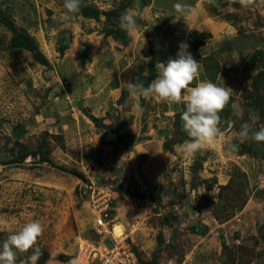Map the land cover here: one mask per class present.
<instances>
[{"label":"rangeland","instance_id":"rangeland-1","mask_svg":"<svg viewBox=\"0 0 264 264\" xmlns=\"http://www.w3.org/2000/svg\"><path fill=\"white\" fill-rule=\"evenodd\" d=\"M198 2L82 0L99 13V19L76 13L66 20L64 0H0V245L24 223L38 219L44 225L38 240L44 256L37 264H86L76 257L79 246L89 239L98 240L93 228L84 231L92 220L83 183L78 190L79 182L86 184L82 171L88 163L79 158L62 161L58 156L64 150L62 139L52 134V126L67 121V107L78 106L70 104L75 96L80 100L87 91L89 101L99 98L98 93L108 99V92L118 85L108 83L110 66L104 61L111 54L134 57L138 64L134 72L144 65L148 75L151 67L176 58L189 33L184 20L175 16L195 9ZM256 4L257 0L204 2L209 16L232 21L231 38L222 34L221 41L211 39L208 44L217 51L222 65L218 80L213 82L234 91L243 116L232 110L222 128L225 137L194 157L185 150L175 153L170 180L180 203L173 211L166 210L167 204H158V192L159 200L154 201L148 220L169 242L155 235L156 247L148 260L142 259L143 264H264V142L251 135L264 127L258 105L264 102V1L259 7ZM124 15L133 16L136 28L121 26ZM25 45L36 47L48 65L36 60ZM125 47L129 49L125 51ZM254 53L257 58L249 64ZM196 84L193 81L190 86ZM123 99L124 92L118 102ZM140 102L153 119L158 116L166 126L172 125L164 139L174 145L172 118L164 114L172 103L143 96ZM245 125L248 137L240 135ZM91 151L86 149V155L91 156ZM56 173L58 178L64 177L63 187L46 183V179L56 178ZM90 181L93 185L98 182ZM223 186L229 188L223 190ZM208 197L213 205L205 200ZM88 220L91 224L87 227ZM29 255L31 250L17 252L16 264Z\"/></svg>","mask_w":264,"mask_h":264},{"label":"crops","instance_id":"crops-1","mask_svg":"<svg viewBox=\"0 0 264 264\" xmlns=\"http://www.w3.org/2000/svg\"><path fill=\"white\" fill-rule=\"evenodd\" d=\"M199 1L201 3H196L195 9H190L185 14L175 17H180L184 20L185 27L188 28L189 34L191 32H196L206 36L204 45L198 48L197 54L199 55V59L213 56L219 63L220 72L214 79L217 81L222 72V65L218 59L219 56L217 51L210 48L208 41L211 39L221 41L222 34L227 38H231L233 35V25L230 20H222L208 15V12L204 10L203 6L204 2L209 0ZM263 1L264 0H257L256 5L259 7V5L263 4ZM251 9L253 8L251 7ZM230 12H232V10ZM166 17L167 16H165V18ZM252 21L255 26V21ZM135 24L136 23L129 29L136 28ZM189 34L186 35L185 43H187ZM131 43L133 42L131 41L130 45H132ZM149 44H152L155 49L153 42ZM127 49L129 48H124L125 51H127ZM116 54H111L112 56L104 61L105 65L109 64L110 66V69L106 71L107 75H111L108 83L118 82V85H113L110 92H108V99H104L103 96L98 93L99 98L89 101L85 89L86 96L80 100L75 96L77 99L70 101V104L74 102L75 106L77 103L78 106L76 108L71 107V105L67 107L69 109L66 114L67 121L64 120V124L52 126V131L54 132L52 134L60 136L62 139L63 144L61 148L64 150H61L60 153H58L57 150L58 156H60L62 161H65V158L71 161H73V159L78 160L79 158L80 161L88 163L87 168L82 171L84 172L82 176L85 177L86 184L84 182H79L78 184V190H80V184L83 183L82 190L85 193L84 199L86 205H88L90 201V191L86 186H88V184L90 186L92 184L90 178H94L95 181H98L96 182L98 185L105 186L111 190L110 192L115 207L114 214L116 215V223L114 225L115 233L121 234L122 232H126L131 224H136L137 230L131 234L128 243L135 251L133 252L136 256H138L140 260L138 263L143 264L142 259L148 260L151 251L156 247L153 241L155 235H161L160 239L166 242V244L169 242L168 237H165L163 233H158L156 227L150 224L148 220L152 216V210L155 208L156 203H154V201H157L154 192L155 186L160 185L162 187L158 204L160 203L162 206L167 204L166 210L172 209L171 211H173V209L177 208V203H180L181 198L176 196L177 191H175V185H171L170 179L173 178V175L171 174L170 168L176 159L175 153L185 150V142L172 146L169 145L168 149L165 148L164 136L172 129V125L168 124L166 126L164 123L160 122L158 116L153 119L147 112V107L142 106L140 102V96L142 95H133L128 87L129 82L140 83L147 77L148 73L146 74L144 72V65H140L137 73H135L134 67L138 66L137 62H135V58L129 57V55L125 53L116 58ZM154 61L158 63L159 58L154 59ZM165 63H167V61ZM200 65V80H210L202 64ZM101 66L102 63H100L99 67L101 68ZM158 68L159 66L154 68V74L156 76L159 75ZM214 80L210 81L213 82ZM194 82L198 83V81L195 80ZM87 84H90L89 81ZM122 92L125 93V99H123L122 102H118ZM182 102L183 101L172 103V105L169 106L168 113H164L172 118V122ZM99 105H106V107L94 109V106ZM89 116L98 119L106 127L117 128L118 125H122V128L118 134L112 132L110 129L98 128ZM107 132L115 134L116 139L106 142L105 137ZM118 137L122 138L129 148H126L123 143L117 142ZM89 148L92 149L91 156L86 155L85 152V150ZM57 149H59V147H57ZM92 166L94 170L91 168ZM59 168L58 171H62L61 167ZM58 173H56V178L51 177L50 181L46 179V183L57 188L63 187L64 177L58 178ZM103 181L104 184H101ZM133 185H135V188ZM114 186L116 187L115 190ZM133 194H135V196H133ZM137 195H143L144 197L138 198ZM171 200L175 202L169 203L172 202ZM91 220L92 227L90 226L91 223L89 220L86 222L87 227L90 226L84 230L87 233L92 228L94 230L92 215ZM117 228L120 229L119 232H116ZM155 239L157 240V236Z\"/></svg>","mask_w":264,"mask_h":264},{"label":"clouds","instance_id":"clouds-1","mask_svg":"<svg viewBox=\"0 0 264 264\" xmlns=\"http://www.w3.org/2000/svg\"><path fill=\"white\" fill-rule=\"evenodd\" d=\"M82 0H64L63 7L67 10L64 19H70L71 14L80 11ZM177 8L181 5L177 4ZM121 26L130 28L134 25L131 15H124ZM188 44L181 43L176 58H170L165 63H158L159 75L147 87L143 83L129 82L128 87L133 95L144 98L155 97L164 102H184L181 114L183 129L189 140L185 142L187 155L194 157L198 152L215 145L225 137L221 127V113L230 106L237 114L243 116V109L233 100V90L218 85L210 80H200L201 65L188 51ZM198 81L191 87L193 81ZM187 93V94H183ZM183 94V95H182ZM249 136V128L245 125L240 133ZM257 142H264V127L251 133ZM44 232V225L38 219H32L23 224L19 231L10 233L0 245V264H16L17 252L31 255L22 264H37L41 257L38 240Z\"/></svg>","mask_w":264,"mask_h":264},{"label":"built area","instance_id":"built-area-1","mask_svg":"<svg viewBox=\"0 0 264 264\" xmlns=\"http://www.w3.org/2000/svg\"><path fill=\"white\" fill-rule=\"evenodd\" d=\"M88 190V208L93 217L94 232L98 240L84 241L77 251V259L84 260L87 264H139L134 250L128 243L131 234L137 230L136 224H131L126 232L116 234V215L111 190L97 183L91 184Z\"/></svg>","mask_w":264,"mask_h":264},{"label":"trees","instance_id":"trees-1","mask_svg":"<svg viewBox=\"0 0 264 264\" xmlns=\"http://www.w3.org/2000/svg\"><path fill=\"white\" fill-rule=\"evenodd\" d=\"M78 13L84 18L95 19V20L99 19V13L94 11V10H91L89 7L85 6L83 3H82L80 11ZM205 39H206L205 35L198 34L196 32H191L189 34V36L187 37V44L189 46L188 51L192 54V56L194 57V59L197 62L202 64L204 71L207 74V77L210 80H214L220 72L219 63L216 61V59L213 56H208L206 58L199 59V57L197 55L198 48L204 45ZM23 48L30 51L31 53H33L34 58L36 60H39L40 63H42L43 65H48V61L40 53L37 52L36 47H33L31 45H27V46L25 45ZM261 52H258V53H261L264 56V51H261ZM256 58H257V53L252 54L248 63L250 64V63L254 62V60H256ZM150 65H152V63H150ZM154 72H155L154 68L151 67L149 75L144 79V82H143L145 87H147L157 77L154 74ZM250 97L253 98L254 96L251 95ZM232 98H233V100H235L233 96H232ZM258 105L260 107L259 112H260L261 118L264 119V102H260ZM183 110H184V103H183L182 108L174 115V118H173V129L175 131V136H176V140H175L174 144H181V143L189 140V137L187 136L186 132L183 129V124L181 121V114H182ZM232 110L233 109L230 106H228L222 111V113H221V120H222L221 127L222 128L225 127V124H227V121L231 115ZM89 117L92 120V122L98 128L110 129L112 132H114L116 134H118L120 132V129L122 128V125H118L117 128L106 127L98 119H95L91 116H89ZM117 142L123 143L126 146V148H129L122 138L118 137ZM164 146L167 149L169 147V144L165 143ZM228 186H230V184ZM228 186H223L221 188L223 190H226L229 188ZM161 191H162V187L160 185L155 186L154 192H155V196H156L155 199L156 200H159L160 196H158V192H161ZM137 197L143 198L144 196L137 195ZM205 200L212 205L214 204V202L210 198L209 199L205 198ZM2 235L3 234H0V238H2ZM41 256H44V254L42 252H41ZM45 257H46V255H45Z\"/></svg>","mask_w":264,"mask_h":264},{"label":"water","instance_id":"water-1","mask_svg":"<svg viewBox=\"0 0 264 264\" xmlns=\"http://www.w3.org/2000/svg\"><path fill=\"white\" fill-rule=\"evenodd\" d=\"M116 139V135L111 133V132H107L106 137H105V141L106 142H110Z\"/></svg>","mask_w":264,"mask_h":264}]
</instances>
